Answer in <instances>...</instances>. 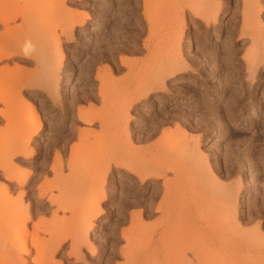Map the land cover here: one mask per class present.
<instances>
[{"label": "rangeland", "instance_id": "1", "mask_svg": "<svg viewBox=\"0 0 264 264\" xmlns=\"http://www.w3.org/2000/svg\"><path fill=\"white\" fill-rule=\"evenodd\" d=\"M0 8L19 12L0 22V44L16 45L0 59V94L10 96L0 110L13 113L10 122L0 115V264H264V0H0ZM178 53L189 67L166 78ZM150 81L167 90L124 104ZM22 117L42 122L31 157L9 148ZM177 124L189 143L164 135ZM170 154L177 168L163 176L142 181L130 170ZM3 164L28 180L10 178ZM98 184L106 197L91 215ZM225 245L234 253L224 256Z\"/></svg>", "mask_w": 264, "mask_h": 264}, {"label": "bare ground", "instance_id": "2", "mask_svg": "<svg viewBox=\"0 0 264 264\" xmlns=\"http://www.w3.org/2000/svg\"><path fill=\"white\" fill-rule=\"evenodd\" d=\"M192 9H193V11H195L196 9L195 8H193L192 7ZM195 9V10H194ZM196 12V11H195ZM20 13H21V11H20ZM18 14H19V12L17 11V10H14V9H7V8H0V22L1 23H7L9 20H11V19H16L17 17H18ZM147 14V13H146ZM207 21V23H208V25L210 24V21H208V20H206ZM75 23V22H74ZM210 27V26H209ZM150 29V28H149ZM151 30V29H150ZM179 31V30H178ZM180 32H182L181 31V29H180ZM244 33V32H243ZM243 33H242V35H243ZM172 34H174V37H170V41H171V38H173L172 39V41H173V43L174 44H176L175 45V47L177 48L178 47V49L180 48V47H182V42H181V39H182V35L180 34V36H177V35H179V34H177V32H176V36H175V33H172ZM183 34V33H182ZM4 35H5V33H4ZM10 37V36H9ZM12 37V36H11ZM205 37V36H204ZM8 38V37H7ZM165 40V39H164ZM168 40V39H167ZM187 43H186V47H190V43H191V40H190V37L188 36L187 37ZM6 42L4 43V44H0V59L1 58H3V57H8L9 56V54H11V53H9V51H11V49H15V47H16V45L14 44V41L12 40V39H7V40H5ZM171 41V42H172ZM193 42V41H192ZM169 43V42H168ZM145 45H146V47H150L151 45L147 42V43H145ZM161 45H162V43H161ZM193 45V44H192ZM209 45V44H208ZM153 47V46H152ZM58 48L60 49V53H62V56H63V52H62V48H61V41L59 40L58 41ZM182 48H180L179 50H181ZM217 49V48H216ZM14 51V50H13ZM230 51V50H229ZM238 50H235V52L234 53H236ZM180 52V51H179ZM182 52V51H181ZM180 52V53H181ZM230 53H231V51H230ZM237 53H239V52H237ZM179 54V53H178ZM226 54H228V53H226ZM231 55V54H230ZM239 56V54H236V56ZM11 56H12V54H11ZM173 57V58H172ZM231 58V57H230ZM232 58L233 59H236V57L235 56H233V54H232ZM231 58V59H232ZM171 64L169 65V68L168 69H166V71L165 72H163L164 73V76L166 77V78H176L177 76H178V71H180V70H182V68H184V69H187L188 67H189V65H188V63L186 62V59H184V57L182 56V54H179V56H171ZM126 61V60H125ZM220 66V65H219ZM110 70V69H109ZM163 80H164V78H163ZM155 81H156V79H155ZM155 81H153V82H151L150 81V83L148 82V83H142V84H140L137 88H136V91L134 92V94H132V96L131 97H128V96H130V95H128V96H126V99L128 100V101H126L125 100V102H124V104H126V102H129L130 104H134V103H138V102H140V101H142L143 99H145L146 97H148V96H150L149 94L151 93V92H153V91H155L156 89H165V90H167V87L165 86V85H163V84H159L158 82H155ZM144 84V85H143ZM169 90V89H168ZM7 96V95H6ZM10 97V96H9ZM9 97H5L4 96V94L2 95V94H0V102H3V103H7V101L9 100L8 98ZM11 99V98H10ZM147 99V98H146ZM128 103V104H129ZM127 106V105H126ZM182 111V110H181ZM180 112V111H179ZM178 112V114L176 113V116H178V115H180V116H184V115H182V113H183V111H182V113L180 112L179 113ZM9 113V112H8ZM7 113V111L6 110H0V115L1 116H3V117H5L7 120H8V122H10L9 121V118H11V116H13V113H12V115H10V114H8ZM11 113V112H10ZM185 113V112H184ZM21 114V113H20ZM23 115V114H22ZM128 115V114H127ZM80 116L82 117V119H84V120H86V121H93V120H95L96 118H98V115H96V112H94V111H85V110H81L80 111ZM187 115L185 114V119L187 118L186 117ZM24 117H26L25 115H24ZM24 117H22V128L21 129H23L24 127V130H21V132L22 131H24V132H22V134L19 132V134H20V136H17L13 141H11L10 143H12L11 145H10V150H11V153H12V156L13 155H17V153H19V152H21V154H25L27 157H31V156H33L34 155V150L33 149H30L29 148V145H30V142H31V140L32 139H34L36 136H37V134H39V132L42 130V122H41V119L39 120V118L37 117L36 119H34V121H31V123L30 124H28V121H27V119L29 118H27L26 119V121H27V123H25L26 121H25V119H24V121H23V118ZM129 117V116H128ZM181 117V118H182ZM183 117V118H184ZM190 117V116H189ZM13 118V117H12ZM126 118V117H125ZM180 118V117H179ZM30 119V118H29ZM188 119V118H187ZM27 124V125H26ZM127 126V125H126ZM176 129H174L175 130V132H174V130L172 129H163V132L165 133L164 135L166 136V134L168 133H171L172 131V133H174L175 135L177 134V137H182V141H184L185 140V142H186V144L187 143H189V133H187V131L184 129V128H182L179 124H177V126L175 127ZM155 131V130H154ZM129 132V131H128ZM151 132H153V131H151ZM163 132H162V135H163ZM81 133V132H80ZM82 134L84 135L85 134V130H82ZM151 135V134H150ZM178 138V140H180ZM197 144V143H196ZM197 146H198V144H197ZM57 154H58V160H61L62 158H61V153L58 151L57 152ZM171 155V154H170ZM170 155H168V156H165V157H158V158H155L153 161H151L150 163H149V166L147 167V169H139V170H134V169H130L132 172H135V174H137L140 178H141V180L143 181V180H145L146 179V177L148 176H150V177H160V176H163V175H165V173L169 170V169H171V168H173L172 167V164H171V161H173L174 159H172L173 158V156L171 157ZM60 156V157H59ZM199 156L201 157V159H203L204 157H206L202 152H200L199 153ZM61 158V159H60ZM205 160V159H204ZM174 162V161H173ZM172 162V163H173ZM61 163V162H60ZM2 168H3V170L5 171V173L10 177V178H16L17 180H18V182L19 183H25L27 180H28V177H29V175H27V174H22L23 176H19V175H17V173L16 172H14L13 171V169H12V165L11 164H3L2 166H1ZM109 168H110V166H109ZM175 169L177 168V167H174ZM173 168V169H174ZM54 169L56 170V166L54 167ZM104 170V169H103ZM111 170H112V168H111ZM109 172V170H107V168H106V172ZM177 171V170H176ZM104 172V171H103ZM106 172H104L103 173V175H104V177L102 178V181H105V179H106V174L108 173H106ZM110 173V172H109ZM99 175H101V174H99ZM102 175V176H103ZM212 175H214L213 173H212ZM179 176L180 175H178V178H179ZM180 179V178H179ZM94 181V180H93ZM95 182H97L96 180H95ZM106 182V181H105ZM177 182V181H176ZM88 184V183H87ZM89 184H91V183H89ZM95 184V183H94ZM100 184H102V183H100ZM105 183L103 182V185H104ZM92 185V184H91ZM87 186H89V185H87ZM98 186L100 187V185L98 184ZM98 186H97V188H98ZM90 187V186H89ZM88 187V190L90 189L91 190V188H89ZM103 187V188H102ZM102 187H100V189L96 192V195L99 193V191H101L100 192V194H99V197H98V200H97V202H96V200H94V198H95V194L93 195V196H91V198H93V199H91L90 200V202L88 203V205H90V207H91V211H90V213L89 214H96V213H98V212H96L97 210L99 211V207H100V204H101V201L106 197V192L104 191V186H102ZM87 188V187H86ZM94 188H95V186H94ZM93 188V189H94ZM103 189V190H102ZM168 188L166 187V190H167ZM90 190H89V192H90ZM85 192V191H84ZM92 193V192H91ZM94 193V192H93ZM92 193V194H93ZM81 197H82V195H81ZM84 197V196H83ZM96 199V198H95ZM91 201H92V203H91ZM94 202H95V205H94ZM92 205V206H91ZM89 207V208H90ZM87 208V207H86ZM88 209V208H87ZM90 210V209H89ZM100 210H101V208H100ZM91 214V215H92ZM237 222L240 224V222H239V220H237ZM263 235V234H262ZM25 247V246H24ZM241 248V247H240ZM25 250H26V252L28 253V252H30V249L29 248H25ZM236 250H238V249H236ZM220 251H222V253H224V256L225 255H230V254H232V252L234 253V251H235V249H234V247L232 246V245H225ZM247 251V250H246ZM257 252V251H256ZM247 253V252H246ZM262 253V252H261ZM249 254V253H248ZM247 255V254H246ZM260 255V254H259ZM262 255V254H261ZM79 258V257H78ZM22 261V260H21ZM233 263V262H232ZM17 264H20V263H17ZM21 264H31L30 263V261L28 260V259H26V260H24L23 261V263H21ZM63 264V263H62ZM140 264V263H139ZM234 264V263H233Z\"/></svg>", "mask_w": 264, "mask_h": 264}]
</instances>
